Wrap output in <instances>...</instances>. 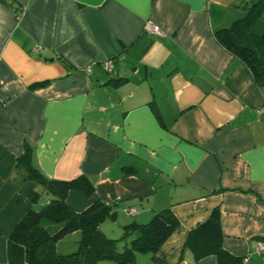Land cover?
<instances>
[{"label": "crops", "instance_id": "crops-1", "mask_svg": "<svg viewBox=\"0 0 264 264\" xmlns=\"http://www.w3.org/2000/svg\"><path fill=\"white\" fill-rule=\"evenodd\" d=\"M252 1L0 0V264H23L8 260L9 235L46 203L15 172L26 143L47 177H89L93 194L70 190L65 201L75 212L111 205L115 217L100 224L108 238L170 210L178 227L127 264H218L185 245L216 207L223 249L264 264L254 252L264 238V84L215 36Z\"/></svg>", "mask_w": 264, "mask_h": 264}, {"label": "trees", "instance_id": "trees-1", "mask_svg": "<svg viewBox=\"0 0 264 264\" xmlns=\"http://www.w3.org/2000/svg\"><path fill=\"white\" fill-rule=\"evenodd\" d=\"M262 17L264 0H253L241 18L215 32L218 42L246 64L259 85L264 84V29L256 33L254 27ZM110 83L117 86L123 79ZM14 169L21 182L32 181L36 185L34 193L43 195L46 203L38 210L30 209L13 227L7 247L11 263L97 264L101 260H113L116 264H127L137 253L156 251L179 225L169 209L154 213L144 224H125L121 238L135 236L119 252L116 250L118 239L108 238L100 230L103 221L115 217L111 205L96 200L83 211L75 212L65 201L70 190H81L91 196L94 186L89 177L80 175L70 180L47 177L33 163L32 147L28 143L16 158ZM131 171L125 168V172ZM74 232L79 236L73 241L69 235ZM222 239L220 210L216 207L188 233L185 245L192 250L195 261L215 255L218 264H240L237 257L223 249Z\"/></svg>", "mask_w": 264, "mask_h": 264}, {"label": "built area", "instance_id": "built-area-1", "mask_svg": "<svg viewBox=\"0 0 264 264\" xmlns=\"http://www.w3.org/2000/svg\"><path fill=\"white\" fill-rule=\"evenodd\" d=\"M17 16H22L24 14V10L19 8L18 11L16 12ZM145 28L149 31H152L156 34H160L161 31L158 29V27L147 24L145 26ZM106 68L109 69L111 68L110 63H106ZM87 72H90V68L87 69ZM129 212H134V210L130 209ZM254 252L256 253H264V241L259 240V242L257 243V245L255 246Z\"/></svg>", "mask_w": 264, "mask_h": 264}, {"label": "rangeland", "instance_id": "rangeland-1", "mask_svg": "<svg viewBox=\"0 0 264 264\" xmlns=\"http://www.w3.org/2000/svg\"><path fill=\"white\" fill-rule=\"evenodd\" d=\"M108 223H111V222L108 221ZM127 238H130V237L128 236V237H125V238L118 239V240H117V243L121 241V243L123 244ZM128 240H129V239H128ZM128 240H127V241H128ZM122 244H121V245H122Z\"/></svg>", "mask_w": 264, "mask_h": 264}]
</instances>
